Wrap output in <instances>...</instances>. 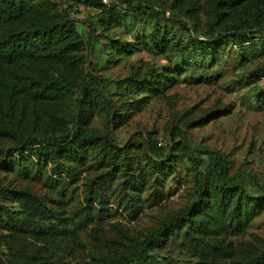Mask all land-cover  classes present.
Returning <instances> with one entry per match:
<instances>
[{
	"label": "rangeland",
	"instance_id": "374dc122",
	"mask_svg": "<svg viewBox=\"0 0 264 264\" xmlns=\"http://www.w3.org/2000/svg\"><path fill=\"white\" fill-rule=\"evenodd\" d=\"M139 1L176 16L180 11L175 8V0H135V3ZM69 12L86 42L74 99L80 98L83 91L100 88L87 76L92 71L104 79L102 89L116 103L115 118L105 110H98L90 119L88 131L103 136L113 119L110 129L120 147L151 138L162 148L163 158L170 157L176 162L177 171L159 187V193L147 190L132 198L125 181L133 171V164L139 162L144 167L150 160L144 149L128 155L131 169L121 170L104 195L103 205L111 213L108 219L98 215L102 209L99 198L94 201L89 198L100 172L71 181L62 196H51L36 177V169L32 168L34 175L23 176L1 171L5 187L26 190L41 199L39 204L11 195L1 199V205L14 211L17 218L28 217L40 226L41 232L34 234L6 225V213L0 211V264H100L104 259L131 254L137 243L166 219L197 201L192 165L180 147L188 146L197 151L193 155L202 157L201 170L208 181H212L210 160L201 150L227 156L230 173L242 172L251 190L262 187L259 191L264 193V110L258 102L259 96L264 95L262 30L256 29L243 44H239V39H231L225 45L217 43L211 50H205L209 62L195 65L187 64L184 58L197 49L193 35H210L212 18L208 0L188 11L189 27L168 17L116 15L89 5H76ZM212 57L215 58L211 62ZM158 74L173 75L162 93L135 98L124 94L123 88L132 80L146 82ZM138 100L140 105L125 104ZM69 116L59 115L63 128L55 137L73 127L67 125ZM172 132H177L176 149ZM35 136L41 141L51 138L43 139L39 132ZM9 147L0 149V157L10 151ZM32 159L36 162L38 158ZM100 160L96 165H100ZM167 239L150 246V264H264V213L244 236L232 239L229 244Z\"/></svg>",
	"mask_w": 264,
	"mask_h": 264
},
{
	"label": "trees",
	"instance_id": "16d2710c",
	"mask_svg": "<svg viewBox=\"0 0 264 264\" xmlns=\"http://www.w3.org/2000/svg\"><path fill=\"white\" fill-rule=\"evenodd\" d=\"M119 1L126 6L125 9L95 2L64 7L58 0H0V149L10 146V151L0 157V172L14 176L37 173L36 177L44 183L51 196H62L65 186L71 181L101 173L92 184L89 198L91 201L99 198L102 209L98 210V215L103 219L111 217L103 205L104 195L121 170L131 169L127 163L128 155L144 149L150 160L144 167L139 162L133 164V171L125 181L132 198H138L147 190L159 193V187L176 174L177 165L170 157L160 155L162 148L151 138L140 144L131 142L120 147L110 129L113 119L103 136L88 131L90 119L98 110H105L115 118L116 103L102 89L104 79L92 71L87 76L100 88L83 91L80 98L74 99L80 80L79 66L85 61L83 51L86 42L69 11L76 5H89L116 15L168 17L189 27L186 20L188 11L202 2L175 0V8L180 10L176 16L148 2ZM208 2L212 18L210 35H193V45L197 49L184 58L187 64L209 62L205 50H211L217 43L225 45L231 39H239V44H243L256 33V29L262 30L261 39L264 41V0ZM228 16L234 19H228ZM171 78V74H158L146 82L132 80L123 88L124 94L134 98L141 94H160L169 86ZM263 96H259L258 101L262 110ZM133 103L140 105L141 102H125L129 107ZM63 114H70L67 125L73 124V127L66 128L55 137L63 128L62 119H59ZM35 132L41 133L42 138H51L41 141ZM175 135L177 132H172L173 149L179 145L175 143ZM180 148L184 149V158L192 165L197 201L189 209L166 219L159 228L139 241L131 254L104 259L100 264H150V246L164 238L172 242L181 239L182 242L193 243L203 239L229 244L232 239L244 236L264 213V193L259 191L262 187L251 190L242 172L231 174L227 156L213 150H201L210 160V182L201 170L202 157L193 155L197 151L188 146ZM28 152L31 155L26 154ZM32 158L38 159L35 162ZM98 159H101L100 165H96ZM32 168L37 171L33 173ZM11 195L41 203L40 197L26 190L5 187L0 177V200ZM0 211L6 213V225L34 234L41 232L38 224L32 223L28 217H15V212L1 203Z\"/></svg>",
	"mask_w": 264,
	"mask_h": 264
},
{
	"label": "built area",
	"instance_id": "2783aa9c",
	"mask_svg": "<svg viewBox=\"0 0 264 264\" xmlns=\"http://www.w3.org/2000/svg\"><path fill=\"white\" fill-rule=\"evenodd\" d=\"M60 1L64 7H67L68 5H73V4H84V3H99L103 6H107V7H120L125 9L126 6L120 4L119 0H58ZM169 15V13H168Z\"/></svg>",
	"mask_w": 264,
	"mask_h": 264
}]
</instances>
